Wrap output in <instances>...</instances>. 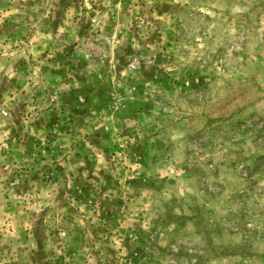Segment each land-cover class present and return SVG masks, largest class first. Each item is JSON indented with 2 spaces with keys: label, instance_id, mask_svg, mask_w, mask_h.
Listing matches in <instances>:
<instances>
[{
  "label": "rangeland",
  "instance_id": "374dc122",
  "mask_svg": "<svg viewBox=\"0 0 264 264\" xmlns=\"http://www.w3.org/2000/svg\"><path fill=\"white\" fill-rule=\"evenodd\" d=\"M0 264H264V0H0Z\"/></svg>",
  "mask_w": 264,
  "mask_h": 264
}]
</instances>
